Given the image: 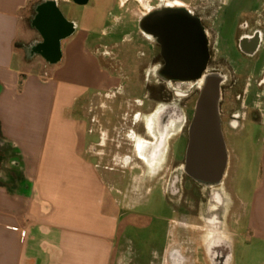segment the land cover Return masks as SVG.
I'll return each instance as SVG.
<instances>
[{
  "label": "crops",
  "instance_id": "0c3cea01",
  "mask_svg": "<svg viewBox=\"0 0 264 264\" xmlns=\"http://www.w3.org/2000/svg\"><path fill=\"white\" fill-rule=\"evenodd\" d=\"M53 1L0 0V264H174L175 231L168 228L159 244L156 216L138 211L144 171L125 186L127 171L142 167L143 138L122 127L110 133L97 115L79 114L87 106L90 115L97 106L112 110L105 100L123 92L119 72L101 57L104 45L92 40L108 34L106 0L88 4L81 19L72 0H55L60 11L70 6L64 17L75 28L54 62L37 24L40 8ZM256 93L254 109L264 119V90ZM225 194L226 220L245 222L264 241V148L247 197L230 188Z\"/></svg>",
  "mask_w": 264,
  "mask_h": 264
},
{
  "label": "flooded vegetation",
  "instance_id": "af4514ba",
  "mask_svg": "<svg viewBox=\"0 0 264 264\" xmlns=\"http://www.w3.org/2000/svg\"><path fill=\"white\" fill-rule=\"evenodd\" d=\"M72 1L82 6L101 3L100 0ZM234 2L235 0H149L145 3V0H106L103 4L106 11L112 14L108 13L109 19L116 12L128 11L132 4L134 10L139 11V23L141 17L154 9L185 8L200 19L208 38L210 59L202 76L193 81H168L159 75L164 63L160 45L140 29L156 52L150 59V65L151 73L159 80L154 96L158 106L153 119H149L152 136L144 140L141 148V159L146 163L141 170L147 168L156 179H163L166 192L182 205L177 210L179 219L175 222L180 232L172 251L174 264L233 263L234 233L225 229L228 215L225 193L228 189L226 175L229 158L223 178L220 181H206L198 173L213 171L215 165L209 167L202 164L197 150H193L191 144L196 119H212V96L213 93L216 94L213 87L216 84L218 118L223 133L225 123L234 128L240 127L242 119H246L249 113L254 118L261 119L254 109V100L256 92L264 90V0L257 6L247 8L236 6ZM109 19L106 21L108 31L114 28L108 22L115 21ZM226 97L234 100L228 109L225 107ZM138 103L141 104L142 101ZM141 114L135 113L136 119H133L130 135H140V131L133 125L145 127L146 121ZM126 121L124 130L127 129ZM127 159L133 160L132 157ZM203 223H207L208 227L195 228L196 225L203 226ZM204 237L208 241L202 245ZM201 246L206 254L203 262L196 258Z\"/></svg>",
  "mask_w": 264,
  "mask_h": 264
},
{
  "label": "rangeland",
  "instance_id": "374dc122",
  "mask_svg": "<svg viewBox=\"0 0 264 264\" xmlns=\"http://www.w3.org/2000/svg\"><path fill=\"white\" fill-rule=\"evenodd\" d=\"M147 1L149 0H145V3ZM186 1L196 2L197 0ZM69 7L66 3H62L61 11L66 18L71 16ZM86 7L74 4L71 9L81 19ZM138 13L139 11H135L134 6L131 4L128 11H119L110 17L109 20L115 21L108 22L114 25V28L110 29L108 34L104 36L93 34L92 40L98 38L100 39L99 42L104 45L101 49V57L104 63L119 72L117 74L122 79L123 92L118 94L116 98H107L105 100L113 108L112 110L97 106L96 112L93 111L90 115L88 114L89 107L87 106V110L86 108L84 110L81 108L79 114L83 118L85 116L84 111H87L86 115L87 117L89 116L87 119L97 115L98 119L106 122L105 125L109 128L110 133H115V131H120L118 128L125 126V119H127V129H123V131L130 132L133 119H136L135 113L141 112L142 119L146 121L145 127L143 128L141 125H133V127L140 131L143 140H148L152 136L151 120L149 119H153L152 116L158 106L157 101H154V96L157 93L156 85L159 80L156 75L151 73L152 65H150V59L156 52L153 50L150 40L142 34L139 28ZM47 65L49 69L54 67L50 64ZM261 99H264L263 95ZM138 101H142V103L139 104ZM261 101L258 100L257 102L260 104L262 103ZM225 102V107L228 109L229 105L234 103V100L232 97H226ZM255 111L261 117L258 109H255ZM224 120L228 121V119ZM225 126L224 135L229 155L226 183L232 193L237 192L247 197V192L255 186L259 179L260 155L264 148V119L254 118L249 113V116L241 121L240 127L227 126V123H225ZM96 137L98 138V133ZM137 161L141 163V166L146 164L140 158ZM141 168H135L132 172L127 171L124 179L125 186L131 184L134 175L142 174ZM144 173L145 176L141 180V186L145 185L142 188V192L146 199L144 205L138 206V211L148 214L153 213L156 216L154 218L155 227L161 232L158 243L163 245V242L168 237V228L174 230L176 235L180 232L175 222L179 219L177 210L182 205L166 192L163 179H156L147 168L144 169ZM149 185L152 186L153 190L148 195L145 191L146 186ZM226 193H228V189H226ZM229 213L231 214V211ZM230 220V218L226 220L225 229L227 232L231 231L234 233V235L232 234V264H264V241L253 237L245 222L235 221L231 223ZM168 221H170V224ZM171 239L173 240L174 237H171ZM196 258L201 262L206 259L202 246L199 247Z\"/></svg>",
  "mask_w": 264,
  "mask_h": 264
},
{
  "label": "water",
  "instance_id": "95a60500",
  "mask_svg": "<svg viewBox=\"0 0 264 264\" xmlns=\"http://www.w3.org/2000/svg\"><path fill=\"white\" fill-rule=\"evenodd\" d=\"M37 24L43 29L46 37L42 47L44 54L50 61L59 60L60 41L73 31L75 25L64 17L55 0L40 8ZM139 26L161 47L164 63L159 75L162 79L193 81L202 76L209 62L210 53L207 35L198 17L185 8H158L141 17ZM217 87L218 84L213 87L216 94L212 92L213 103L210 114L212 119H196L191 144V148L197 150L202 164L209 167L215 165L213 171L198 173L200 178L210 182L220 181L223 178L229 158L225 136L218 118Z\"/></svg>",
  "mask_w": 264,
  "mask_h": 264
}]
</instances>
